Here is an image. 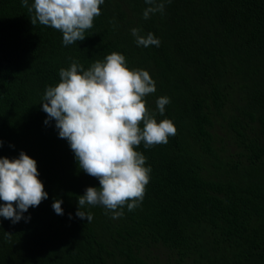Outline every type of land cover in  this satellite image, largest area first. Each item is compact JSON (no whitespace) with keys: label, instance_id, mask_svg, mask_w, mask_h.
I'll use <instances>...</instances> for the list:
<instances>
[{"label":"trees","instance_id":"16d2710c","mask_svg":"<svg viewBox=\"0 0 264 264\" xmlns=\"http://www.w3.org/2000/svg\"><path fill=\"white\" fill-rule=\"evenodd\" d=\"M147 7L105 0L86 38L65 46L62 32L31 24L21 0H0V156L35 159L48 193L27 222L0 217V264H264V0H171L146 20ZM133 28L160 46H137ZM113 52L149 72L147 106L177 133L136 149L151 167L140 206L113 219L85 205L89 223L75 215L78 197L99 181L55 121L45 125L41 102L61 68Z\"/></svg>","mask_w":264,"mask_h":264},{"label":"clouds","instance_id":"9594fccd","mask_svg":"<svg viewBox=\"0 0 264 264\" xmlns=\"http://www.w3.org/2000/svg\"><path fill=\"white\" fill-rule=\"evenodd\" d=\"M105 0H21L30 13L33 26L37 23L62 32L65 46L83 41L85 32L101 15ZM149 5L143 18L163 13L165 3L171 0H145ZM133 28L137 46H160V39L152 33L146 36ZM60 80L46 87L42 110L48 125L55 121L58 136L65 139L74 153L78 168L99 181V187L89 186L78 197L75 213L80 219H93L85 205L102 206L113 219L124 215L122 209L133 211L140 206L150 180L151 167L146 157L136 149L143 143L145 149L167 144L177 128L170 119L157 121L147 106L145 97L156 92L155 81L147 70L130 69L123 54L113 52L103 60L93 62L87 69L78 61L59 70ZM170 103L166 96L156 101L161 116ZM143 125V127H141ZM3 141L0 140V148ZM37 161L24 151L18 158L0 156V217L13 224L24 217L30 207H37L48 198L39 179ZM63 201L55 199L52 208L63 215ZM70 218H71V214ZM10 238L12 234L6 233Z\"/></svg>","mask_w":264,"mask_h":264}]
</instances>
